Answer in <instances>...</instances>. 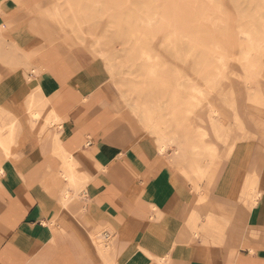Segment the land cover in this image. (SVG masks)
Segmentation results:
<instances>
[{
    "label": "rangeland",
    "instance_id": "obj_1",
    "mask_svg": "<svg viewBox=\"0 0 264 264\" xmlns=\"http://www.w3.org/2000/svg\"><path fill=\"white\" fill-rule=\"evenodd\" d=\"M33 1L28 11L0 0L1 15L4 5L24 15L0 23V66L18 71L49 45L83 51L107 103L157 152L165 145L183 200L182 217L162 219L168 231L183 239L197 229L200 244L210 228L238 239L242 222L245 239L240 185L256 173L258 200L264 176V0ZM192 82L205 90L199 103L188 102Z\"/></svg>",
    "mask_w": 264,
    "mask_h": 264
},
{
    "label": "crops",
    "instance_id": "obj_2",
    "mask_svg": "<svg viewBox=\"0 0 264 264\" xmlns=\"http://www.w3.org/2000/svg\"><path fill=\"white\" fill-rule=\"evenodd\" d=\"M15 2L28 11L35 3ZM2 12L0 23L24 17ZM93 64L81 50L49 45L18 71L0 66V124L15 123L0 147L12 156L0 159V264H264V176L257 201L242 195L245 239L242 222L238 239L211 228L204 243L197 229L174 238L162 219L182 217L175 169L107 103ZM255 174L244 175L241 193Z\"/></svg>",
    "mask_w": 264,
    "mask_h": 264
},
{
    "label": "bare ground",
    "instance_id": "obj_3",
    "mask_svg": "<svg viewBox=\"0 0 264 264\" xmlns=\"http://www.w3.org/2000/svg\"><path fill=\"white\" fill-rule=\"evenodd\" d=\"M219 58H220V61H222L221 56H219ZM190 91H191V93L189 94L188 102L191 103L193 100L194 103L195 102L199 103L200 101H199L198 96L203 97L205 90L201 86H198L196 83L192 82L191 87H190ZM207 103H208V105H207L208 108L213 106L211 101H207ZM32 115L35 117V116H37V113L34 112ZM57 120H58V118H57V116H55L54 121L56 122ZM196 120L201 121V116H199V117L197 116ZM212 124H213V122H212ZM194 126H195V124H193V127ZM212 126H213V130L214 129L216 130L214 124ZM14 127H15V123L12 120L8 121L4 126L0 124V147L5 148L3 136L7 135V137L10 138L11 141L13 140V129H14ZM200 136H201V138L207 137V132L205 129L201 131ZM157 147H158V150L160 152H163L165 149L164 143H160V141L158 142ZM65 158H67L66 159L67 162H69V163L73 162L72 155L69 154ZM67 177L70 181H73V179L76 178V174L73 172V169H72V171H70V173L68 174ZM257 179H258L257 174L253 175L251 178L247 177L243 183V186H242V193L244 194V191L247 190V194H249V197L251 198V200L253 202H255L257 200V193H258L257 188H256ZM247 202H249V201H247Z\"/></svg>",
    "mask_w": 264,
    "mask_h": 264
}]
</instances>
